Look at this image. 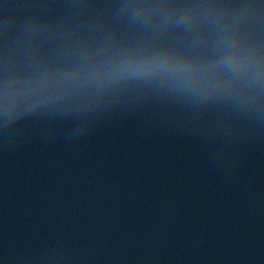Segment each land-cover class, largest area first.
I'll return each mask as SVG.
<instances>
[{
	"label": "water",
	"instance_id": "95a60500",
	"mask_svg": "<svg viewBox=\"0 0 264 264\" xmlns=\"http://www.w3.org/2000/svg\"><path fill=\"white\" fill-rule=\"evenodd\" d=\"M0 264H264V0H0Z\"/></svg>",
	"mask_w": 264,
	"mask_h": 264
}]
</instances>
